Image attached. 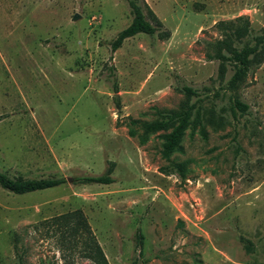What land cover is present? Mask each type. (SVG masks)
Wrapping results in <instances>:
<instances>
[{"label":"rangeland","instance_id":"1","mask_svg":"<svg viewBox=\"0 0 264 264\" xmlns=\"http://www.w3.org/2000/svg\"><path fill=\"white\" fill-rule=\"evenodd\" d=\"M144 1L163 27L113 53L133 19L126 0H0V171L65 181L23 195L0 187V264H95L88 237L58 220L74 212L108 264H264V62L235 92L250 109L234 115L235 69L213 59L221 23L248 22L237 48L264 36V0ZM188 101L207 136L189 128L165 159L168 132L131 121ZM110 167L112 184L75 181Z\"/></svg>","mask_w":264,"mask_h":264},{"label":"trees","instance_id":"2","mask_svg":"<svg viewBox=\"0 0 264 264\" xmlns=\"http://www.w3.org/2000/svg\"><path fill=\"white\" fill-rule=\"evenodd\" d=\"M131 14L133 16L131 24L118 33L117 37L111 44V50L114 53L119 49L123 42L127 39L133 38L138 34H145L148 36H154L158 33L159 29L163 27L162 22L157 18L151 8L144 0H126ZM140 2V3H139ZM228 25V32L222 40H218L215 44L216 54L213 59H217L221 64L230 63L234 67V74L228 81L227 90L235 93L244 84L247 73L256 64L257 66L264 62V36H257L254 38V44L244 45L242 48H237L234 43L235 41H240L248 34V22L243 26L233 28L232 23L226 24L221 23V25ZM169 36L168 32L159 33L160 38H167ZM183 93L187 98L198 97V93L191 87L184 86L182 88ZM232 106L231 109L233 114L238 110L240 113L245 114L250 109L249 105L244 103L238 94H233L232 96ZM201 106L197 103L190 104L189 101L184 103L179 110H170L162 112L160 118L152 122H138L132 120L133 125L140 124L141 128L146 134L158 133V132H168L164 135L165 143L163 156L165 159L176 153L181 152V142L185 135V132L189 129H200V133L203 137H206L205 131V115ZM195 117V118H194ZM209 123L217 124L219 127L223 126V122H215V120H208ZM212 124V125H213ZM178 171L181 177H185V166L184 164L177 165ZM113 169L108 168L106 173L100 176H84L76 178L78 184H100L109 185L114 182L112 178ZM168 173V172H165ZM63 179L55 178H23L10 177L6 173L0 171V187L10 193L16 195H23L27 193H32L36 191H42L46 189H52L64 184ZM58 220H62V224L65 227H69L71 230L70 235H76L78 233L88 237L86 243V252L84 257L92 260L95 264H108L100 247L95 242L94 237L91 235V231L86 221L80 212H74L62 216ZM57 221V219L55 220ZM75 221L74 226L70 223ZM69 224V225H68ZM67 236L62 238V242L66 241ZM143 236L139 234L140 245H142L141 240Z\"/></svg>","mask_w":264,"mask_h":264}]
</instances>
